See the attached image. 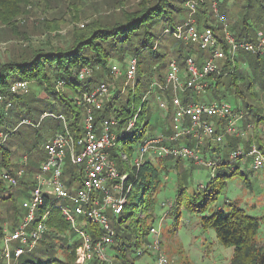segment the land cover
<instances>
[{
	"label": "trees",
	"instance_id": "trees-1",
	"mask_svg": "<svg viewBox=\"0 0 264 264\" xmlns=\"http://www.w3.org/2000/svg\"><path fill=\"white\" fill-rule=\"evenodd\" d=\"M189 1L141 0L136 9L123 11L120 19L112 25H100L97 22H92L79 29L78 32H74L73 42L65 49L58 48L53 50L51 48L47 50L38 48L28 52L33 46V42H30V34L28 37L25 36L28 28H26V32L19 34L17 32V23L12 25V22L18 16L27 13L26 8L31 3V0H0V25H11L10 29L12 32L10 31V33L15 38L24 37V42H30L27 45L28 47L21 48L23 51H27L26 54L23 53L18 59L13 57L8 59L7 62L0 64V95H4L12 101V106L8 110L5 109V106L0 105V134L7 135L5 143L2 146L0 145V204H4L3 206L8 212L12 210L14 213L12 217L16 218L19 214V209L14 204H11L15 197L12 190L19 189L18 187L20 186L32 189L35 182H22L17 186L9 187L3 182L1 176L2 172L13 173L18 169L14 158L16 157L17 147L23 148L25 143H22V145L18 144L22 130L20 127L17 128L15 124L20 121V123L22 122L30 127L31 122L34 123L36 121L32 114L31 105L33 102H41L43 108H57L60 111L58 116L63 115L66 117L68 128L76 142L79 143V140L84 135L83 121L86 111L77 104L78 99L84 93L94 90L102 82L112 83L114 79L110 74V60L120 52L119 60L124 61L126 59L125 53L131 52L139 57L135 90L128 88L122 93V90L116 89L111 100L106 103L102 110L96 113V126L98 127L99 124L107 119L117 118L119 120L120 117H123L122 120L120 119L117 132L120 136L119 140L127 141L125 130L136 112L126 105L117 109V102H122L127 98L126 101L130 103L133 93L136 94L137 91H142L147 95L151 93L153 86L156 84L162 86V90L158 89L157 94L165 95L170 102L167 109L169 112L172 109L173 117L175 116L176 106L173 109L172 104V102L174 103L175 95L173 90L165 84L167 82V73L162 75L161 72L169 66L173 59L177 60L181 70H184L189 56H194L198 65L202 66L204 60L212 55L211 51L209 54L207 50L197 46L194 42L187 44L176 39L172 34H169L170 37L167 40V44L163 45L160 43L162 39L167 37V27L179 26L188 20L190 10L185 6ZM197 1L198 13L195 17L198 28H212L225 48H227L224 36L225 27L230 29L237 41L256 43L259 37L264 35V0ZM214 5L217 7V12L214 9ZM182 14H186V20L184 21L179 19ZM218 15H221L226 20L225 22L228 21V23L224 25L218 19ZM156 43H158V47L154 50ZM172 44L178 45V50L170 51V45ZM242 63H246L250 71L253 72L254 78L252 80L247 81L249 78L248 73L241 71ZM154 65H157L154 70L155 73L150 78H146V73ZM217 65L220 70L219 74H212L208 77L211 85L202 93H195L191 90L184 92V99L181 100L182 105L188 106L195 103V97L205 92L208 97L217 98V102L222 103L227 97L226 95L219 97V93L225 92L228 93L229 97L235 96L244 102L245 108L236 111L245 113L243 119L245 126L251 127L252 125L256 129L255 132L261 129L260 123L264 122V98H262L263 102H261L260 98H258L256 87L261 82L264 88V56L242 51L240 59L222 60V63ZM95 67L98 70L94 72V76L85 78V83L81 84L82 69ZM154 76L158 78L154 80ZM16 81H27L30 84H37L48 98H41L37 94L30 96V93L28 95H12L10 86ZM93 83H95L94 86ZM59 84H63L65 91L59 90ZM52 97L56 99V102H49ZM45 114V111H43L41 116ZM142 114L143 112L140 113V115ZM44 119L45 117L42 121ZM204 121L214 124L216 135L222 134L227 124L226 119L204 117ZM185 122H187L188 126L191 125L190 119ZM148 124L149 121L146 119L140 132L144 134ZM36 125L35 130L28 132H38L39 127L38 124ZM136 126L137 123L132 129H135ZM174 135L173 121L170 129L165 131L162 136L170 138ZM255 139L264 153V144L261 137L255 135ZM193 141L196 140L192 135H185L173 142L172 145L180 146L185 144L192 147ZM240 142L244 143L245 141L234 136H226L221 143L213 142L210 139L205 140L202 150L205 154L211 153V157L218 162L219 166L208 185L203 189L199 188L193 194L188 193V195L185 194L184 178L189 170L183 166L184 160L155 156L145 160L140 168H136L127 166L124 163L122 156L116 153V147L111 149L109 151L110 158L115 160L121 175L126 173L129 175L126 182L127 186L132 185L129 196L133 194L134 189H142L140 202L146 208L144 209V215L136 220L135 224L143 227L147 226L145 225V220L147 222L150 221L147 228H142L141 232L136 229L132 230L134 228L133 224L128 226L129 229H127L128 227L124 228V223L133 215V212H126V208L130 205L127 202L124 211L116 222L114 243L111 248L117 254L118 264H136L135 259L132 258L133 253H137L141 257V254L149 252L147 246L149 245L150 229L153 227L152 223L157 219L154 213V207L157 203L155 195L162 184L160 171L165 159L172 161L175 163L176 168L180 169L177 186L178 195L176 201L170 207V213H177L178 217L181 214V207L185 205L189 210L202 214V226L206 229H213L217 239L223 246L233 248L230 264H264V243L261 244L260 242V231L264 227V216L252 215L238 205H233L229 212L226 211L225 206L217 205L218 195L226 186L227 178H232L238 174L239 167L236 166L231 169L230 163L237 161L232 159L231 154L240 148ZM251 145V141L247 142L244 149L251 148ZM162 170H166L168 173L167 169L162 168ZM79 171L80 168L78 166L70 162L67 163L64 181L69 188L73 183L81 180L82 176ZM241 175L245 177V184L252 189L253 185L249 175ZM149 192L151 193L150 197L145 198ZM47 209L48 206L46 204L41 210L42 213H45ZM55 212L56 209L51 211L47 222V231L38 246L33 250H39L40 254L42 253L41 257H47V260L35 261L27 259L26 255L33 253L31 251L23 255L16 264H76V249L80 243H76L73 246L69 245L67 233L70 226L62 217L61 212ZM1 221L3 220L0 217V223ZM17 225H14L13 229ZM85 227L92 233L94 241L103 234L102 228L98 225L88 223ZM2 234L3 227L0 225L1 239ZM39 246L40 248L38 249ZM90 264L108 263L95 260Z\"/></svg>",
	"mask_w": 264,
	"mask_h": 264
},
{
	"label": "rangeland",
	"instance_id": "rangeland-1",
	"mask_svg": "<svg viewBox=\"0 0 264 264\" xmlns=\"http://www.w3.org/2000/svg\"><path fill=\"white\" fill-rule=\"evenodd\" d=\"M140 2L141 0H31V3L26 8L27 13L18 16L12 22V25H16L17 23V32L19 34L26 32V28H28L25 36L28 37V35L30 34V42H33V46L28 52H31L34 49L38 48H45L47 50L51 48H53V50H56L58 48L65 49L73 42L74 32H78L79 29L84 28L92 22H97L100 25H112L120 19L123 11H131L133 9H136L137 5ZM189 2H187L185 7L191 11L190 5H193V8L195 10L194 18L197 21L195 16L198 13V1L190 0ZM214 9H217L215 5ZM179 19L183 21L186 20V14H182ZM218 19L222 21L224 25L228 23V21L225 22L226 20L223 19L221 15H218ZM10 26L11 25H0V64L7 62L8 59H11L13 57L18 59L23 55V53L26 54L27 51H23L21 48L28 47L27 45H29L28 43H30L29 41L24 42V37L15 38L10 33V31L12 32ZM176 27L177 26H169L167 27V30L171 31ZM228 31L232 34L230 29H228ZM169 34L170 33H166L167 37L162 39L160 43H162L163 45L167 44V40L170 37ZM194 43L197 46H200L198 43ZM157 47L158 43H156V45L154 46V50H156ZM178 48L179 47L176 44L170 45V51L172 52L178 50ZM207 51L210 54V51ZM240 53L241 52L237 53L235 55V58L240 59ZM120 55L121 53L119 52L117 56L110 60L109 65L116 64L123 71V76L119 79H114V83L117 89L122 90V93H124L128 88L131 90H135V86L137 84V80H135L126 87V68L128 60L133 56L137 58L139 57L134 55V53L126 52V59L124 61H120ZM219 63L221 64L222 61H217V64ZM156 68L157 65L152 66V69L146 73V78H150V76L155 73L154 70ZM91 69L93 70L92 76H94V72L97 71L98 68L95 67ZM168 70L169 66L167 68H164L163 71L161 70L162 75H165L166 73L168 74ZM241 71L243 73H248L247 75L249 78L247 79V81H250L254 78L253 72L250 71L249 66L246 63H242ZM85 78L86 77L83 76L80 77L81 84L85 83ZM157 78L155 77L154 80H156ZM165 84L167 87H169L167 82ZM94 85L95 83H93V86ZM262 86L263 84L260 82V84H258V86L256 87V92L258 93V98H260L261 102H263L262 98H264V88ZM58 87H60V91H65L63 84H59ZM161 87L162 86L160 84H156L152 88V94L149 93L147 95L142 91H137L136 94H132L130 103L126 101V98L122 102L118 101L116 104L117 109L120 108V106L126 105L127 107L134 110V112H136L135 116L131 118L136 120V128L126 132L125 137H127L128 140L123 141L120 139L116 147L117 154L121 155L122 158L123 155L127 156V160L123 159L124 163L127 166L132 167L133 161L138 158V156H140L141 153L139 149L143 143H145L152 137L162 136L165 131L169 130L170 126H172L173 124V110L170 109L171 112H169L168 109L165 110L158 107V105L162 101L167 104L168 108L170 105V102L168 99H166L165 95L157 94L158 89H161ZM30 90V96L37 94L41 98H48L45 92L37 84H30ZM111 91L114 95L115 91L113 89ZM227 94L228 93L221 92L219 93V97L226 95L227 98L223 100V102L228 103L233 110L236 111L238 109L245 108L244 102L242 100L236 98L235 96L229 97ZM178 98L180 100L184 99V92L179 91ZM217 101V98L208 97L206 95V92L195 97V103H213ZM49 102L54 103L56 102V99L52 97ZM172 104L174 109L175 105L173 102ZM31 107L33 111V117L34 119H36V121H34V123L31 122L30 127L27 124H23L22 122L20 123V121L16 122L15 124L17 128L20 127V129L22 130L20 142L18 144L22 145V143H25L23 145V148L17 147L16 157L14 158V162L17 163L18 169L12 174H15L16 176L19 169L21 168H23L26 172L25 176L22 178L19 184H21L22 182L26 183L36 181V177L40 172V168L48 157L47 153L44 151V144L65 129L63 122L58 118L60 111L57 108H43L41 102L36 101L32 103ZM36 109L38 110L37 112ZM43 111H45L47 116H45V119L42 121L43 115L41 116V114ZM142 112L143 114L140 115V113ZM136 116L139 117L136 118ZM120 119L122 120L123 117H120ZM120 119L119 121H121ZM146 119L149 121V124L147 125L143 134L140 131L143 129L142 125L144 124ZM188 119H190V117L186 118V120ZM36 124H38L39 127L37 130L38 132H28L31 130H35L37 127ZM184 125L188 126L187 122H185ZM263 125L264 122H261L260 127L262 128L255 132L256 129L252 125L251 127H247L245 126L244 122H241L240 130L245 131L246 135L244 137H237L245 141L244 143L240 142V147L244 148L246 146V143L249 141H251L252 145H258V142L255 139V135L260 136L262 143L264 144ZM101 133L102 123L97 127V134L100 135ZM0 139V145L2 146L7 139V135L3 133L0 134ZM196 143V141H193L192 147H196ZM78 146L79 151H82V138L79 140ZM249 150L250 148H245L246 153H248ZM204 155L207 158L211 157V153H204ZM25 157H28V162L26 164L24 163ZM153 157H155V153L154 150L151 149L145 154L144 160H148L149 158ZM66 162L69 161L67 160ZM251 163L252 160L249 157H244L242 159H238L236 162L230 163L231 169H234L236 165H238V174L232 178H227L226 186L218 195L217 205L225 206L227 212H229L233 208V205H238L246 209L248 213L262 217L264 216V170L255 172L252 169ZM183 166L189 170L184 178V187L186 188L185 194L187 195L188 193L193 194L197 192L199 188L203 189V186L208 185L212 181V177H214L215 175L212 168L206 167L204 165H197L193 161H184ZM162 168L167 169L168 173L166 172V170H162ZM162 168L160 171L162 184L160 185V188L155 195L157 203L154 207V213L157 216V219L152 224L155 228L161 231L162 248L172 260V264H230L233 255V248L223 246L217 239L216 233L213 229H206L202 226V214H198L192 210H189L185 205H183L181 207V214L177 217V213H170L169 206H162V204L165 202H167V204L169 202L173 204L176 201L178 195L177 186L179 182V171H177L178 168H176L175 163L168 159H165L163 161ZM3 174L4 172H2V180ZM241 174L249 175L251 183L253 185L252 189L245 184V177H243ZM80 186L81 180L73 183L69 189L71 191H74ZM18 188L19 189L16 188L12 190L15 194V197L11 201V204H14V206L19 209V214L16 216V218L12 217L14 214L12 210L8 212L7 209L3 206L4 204H0V217L3 220L1 221L0 225L3 227V230L5 228L13 229V226L16 224L19 225L26 216V210L23 208V202L30 197V193L34 187L32 189H27L26 186H20ZM141 193L142 189L136 188L134 189L133 194L128 197V202L130 205L126 208V212H133V215L123 225L124 228H127L128 226L133 224L134 228L132 230L136 229L138 232H141L142 228L146 229L150 223V221L147 222L145 220V225L147 226L143 227L137 226L135 224V221L144 215V209L146 208L144 204L140 202ZM150 195L151 193L149 192L145 198L150 197ZM52 201L53 204L57 205H63L65 203V201L57 198H53ZM55 213H60V211L56 209ZM43 214L44 212L42 213L41 210L36 211V220L31 224L30 230H33L35 228ZM107 217L110 227L114 230L116 222L119 220L120 215L116 216L114 215L112 210H109L107 212ZM165 217L166 222L163 223V219ZM83 226V223L79 224V227ZM127 229H129V227ZM260 233V242L261 244H263L264 227L261 228ZM67 234L70 246L82 242L81 235L75 231H72L71 227ZM152 242L153 238L151 235H149V245L152 244ZM146 245L148 244L146 243ZM18 246H20V244L17 242L11 244L12 249ZM39 248L40 246L38 247V249ZM2 249L3 243L2 239L0 238V253ZM38 252L39 250L33 251V253L26 255V258L35 261L47 260V257H41L42 253L40 254V252ZM150 252L152 253L151 255H148L146 253L141 257H139L137 253H133L132 258L135 259L136 264L153 263L155 257L153 256V252ZM110 253L113 258L112 264H118L116 252L111 249Z\"/></svg>",
	"mask_w": 264,
	"mask_h": 264
},
{
	"label": "built area",
	"instance_id": "built-area-1",
	"mask_svg": "<svg viewBox=\"0 0 264 264\" xmlns=\"http://www.w3.org/2000/svg\"><path fill=\"white\" fill-rule=\"evenodd\" d=\"M190 7L189 19L173 31L166 30V33L172 34L176 39L187 44L196 42L202 49L211 51L212 55L204 60L202 66L198 65L194 56H189L184 70H181L177 60H171L167 83L175 95V135L170 138L156 136L143 143L139 149L140 156L132 163L133 167L140 168L145 162V154L152 149L156 157L193 161L197 165L212 168L215 173L219 164L212 157H205L201 147L205 140L210 139L213 142L221 143L226 136L244 137L246 135L245 131L240 130L241 122L244 119L243 112L233 110L226 102H196L183 106L178 98V92L187 90L195 93L204 92L211 85L208 77L212 74H219L217 61L232 60L237 53L242 51L264 56V35L260 36L256 43L237 41L225 27L224 36L227 46L225 48L212 28H198L194 18L193 5ZM215 11L217 12V9ZM138 65L137 57L133 56L128 60L126 87L136 80ZM92 73L91 68H84L81 71V75L86 78L92 77ZM110 74L113 79H119L123 76V71L118 65L112 64L110 65ZM112 89L114 91L117 89L114 81L112 83L102 82L91 92L84 93L77 101V104L86 111L83 121L82 151H79L78 143L68 128L66 117L58 116L63 121L65 129L44 144V151L48 157L40 168L30 197L23 202L26 216L16 228L3 230L0 264H16L23 255L38 246L47 231L49 215L54 209H58L71 229L81 235L82 242L76 249V264H90L95 260L112 264L113 258L110 251L114 243L115 231L110 227L107 212L112 210L114 215H120L127 205L132 188V185H126L129 178L128 173L121 175L115 160L110 158L109 151L117 147L120 138L117 133L120 121L117 118L105 120L102 123V133L97 134L96 113L111 100ZM30 91V83L27 81H16L10 86L12 95H28ZM0 105L5 106V109L8 110L12 106V101L4 95H0ZM159 105L161 109L167 110V104L164 101ZM45 116L47 114L43 118ZM187 117L191 119L190 126L184 125ZM204 117L226 119L227 124L223 133L216 135L214 124L205 122ZM135 124L136 120L131 119L125 131H130ZM185 135H192L197 141V146L172 145L173 142ZM231 157L233 160L249 157L255 172L264 170V153L257 144L251 145L248 153L243 147H240L232 152ZM123 159L127 160V156L123 155ZM67 160L80 168L79 172L82 176L81 186L74 191H71L64 181ZM27 162L28 157H25L24 163ZM25 174L23 168L19 169L16 176L4 172L3 180L9 187L17 186ZM53 198L63 200L65 203L63 205L53 204ZM46 204L48 209L41 216L35 228L30 230L31 224L36 220V211L42 210ZM162 206L171 207L172 203L165 202ZM80 223H83L84 226L79 227ZM88 223L102 228L103 234L96 241H94L92 233L85 227ZM150 235L153 242L147 248L153 252L155 259L153 263L149 264H172V260L162 248L161 231L153 226L150 229ZM14 242L19 243L20 246L12 249L11 244ZM143 255L141 254V256Z\"/></svg>",
	"mask_w": 264,
	"mask_h": 264
},
{
	"label": "crops",
	"instance_id": "crops-1",
	"mask_svg": "<svg viewBox=\"0 0 264 264\" xmlns=\"http://www.w3.org/2000/svg\"><path fill=\"white\" fill-rule=\"evenodd\" d=\"M194 139H195V138H194ZM195 140H196V139H195ZM236 166L238 167V165H236ZM177 171H180V170L177 169ZM165 222H166V217L163 219V223H165ZM147 254H148V255H151L152 253L149 251V252H147ZM153 256H154V255H153Z\"/></svg>",
	"mask_w": 264,
	"mask_h": 264
}]
</instances>
